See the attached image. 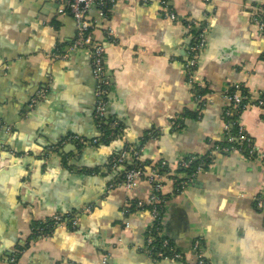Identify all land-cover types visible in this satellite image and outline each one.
Wrapping results in <instances>:
<instances>
[{"label":"crops","instance_id":"crops-1","mask_svg":"<svg viewBox=\"0 0 264 264\" xmlns=\"http://www.w3.org/2000/svg\"><path fill=\"white\" fill-rule=\"evenodd\" d=\"M168 5L180 20L164 18L158 1H119L106 18L89 11L93 40L105 48L106 113L122 124L124 139L113 135L108 143L80 146L68 137L102 135L93 113L90 58L71 48L73 18L58 14L57 0H0V264H195L196 238L208 264H264V120L258 107L246 106L239 115L254 141V159L217 153L182 192L175 194L171 181L163 184L161 230L183 261L147 257L149 211L122 212L126 199L150 194L144 179L130 189L120 183L122 165L109 169L125 144L138 146L147 132L159 130L141 145L140 159L174 169L185 156L204 154L208 141H221L227 107L221 94L230 85L241 84L251 96L264 92V32L248 9L254 5L264 16V0ZM181 18L207 26L196 75L212 101L200 117L187 116L180 128L169 129L173 116L197 110L183 73L196 27ZM40 90L45 96L31 106ZM53 213L75 215L76 226L32 236L33 225Z\"/></svg>","mask_w":264,"mask_h":264},{"label":"built area","instance_id":"built-area-1","mask_svg":"<svg viewBox=\"0 0 264 264\" xmlns=\"http://www.w3.org/2000/svg\"><path fill=\"white\" fill-rule=\"evenodd\" d=\"M119 1L128 0H57L58 8L57 12L59 15H70L77 27L75 38L72 41L71 48H81L84 49L90 58L91 71L93 79L95 80L96 87L94 90V108L93 113L96 119L97 125L100 129L101 135L104 127L107 125L111 130L119 129L117 133L111 132L116 137L124 139L121 133V128H119V121L116 119H108L106 113V100L109 89V81L106 77L105 65H104V45L101 42L94 41L92 36V31L95 27V20L91 19L89 16V11L94 8L98 15L102 18H106L111 8ZM142 3H151L153 1H158L160 3L161 14L164 18L169 20H180L176 14L171 10L168 5V0H137ZM208 1V0H206ZM252 22L257 26L260 31L264 32V16H260V9L254 5L248 7ZM181 22H186L188 26L196 27L193 35V39L185 52V59L183 62V73L185 80L189 86V90L192 94L194 102L196 104L198 113H201L207 104L212 101L210 93L203 95L197 94L196 89L205 88L206 85L203 81H199L196 75L197 59L200 53L203 51L207 44V26L206 24H199L193 19L181 18ZM109 33V31H108ZM60 59H65V55H58ZM234 89L232 93L224 92L221 97L227 102V107L222 112V131L220 134L221 141L227 140L229 142H234L235 146L220 145L221 141H208V149L201 156L206 158H213L217 153H232L235 151L239 152V147L243 144L247 147L248 159H252L250 156L256 154V147L254 141L248 136L243 126L240 124L239 119L236 121L231 120L230 116L233 115L231 108L236 109L241 103L243 96L241 94V84H232ZM45 96V90H40L36 95L31 98L30 105H34ZM255 101L251 103H246V106L258 107L262 112H264V100L260 98L259 95L253 96ZM178 117L173 116L169 123V129L180 128V123L178 122ZM236 123V132L230 134V128ZM70 141L75 144L83 146L87 144H96L100 139L92 138L86 139L79 135H70L68 137ZM220 142V143H219ZM126 143V142H125ZM140 151L133 150L128 144L123 146L120 153L114 157H111L108 161V167L110 170H116L121 166L122 163L126 161L129 157L131 159H137L140 161ZM193 155H187L182 158L174 169H168L166 171H159L158 167L152 166H138L127 170L120 183L127 189L132 188L135 183L144 179L150 185V194L147 199H136L134 204L131 200L126 199L123 204L122 212L125 216L131 213L143 209L145 205L149 206L150 222L145 229L144 238L145 244L143 246V253L149 257L151 260L157 261L160 259H172L177 261H183L185 258L184 253L177 249L168 238H166L160 228L161 225V215H160V203H163L162 198V188L165 181H171L174 185V192H182L189 184H191L194 178L201 172L204 171L202 161L198 164L196 169L187 174L185 171H178V168L187 169L190 165V161ZM161 165H167L165 161L160 162ZM257 207H262V202L260 199L255 198ZM131 207H133L131 209ZM77 224V218L73 214H62L53 213L51 214L39 227H37V236L47 235L52 228L56 227H72L74 228ZM126 226L128 222L124 223ZM156 232L155 234L153 232ZM156 237L159 239V246L155 244ZM191 251L194 255L195 264H208L205 256V246L201 238H196L191 244Z\"/></svg>","mask_w":264,"mask_h":264},{"label":"trees","instance_id":"trees-1","mask_svg":"<svg viewBox=\"0 0 264 264\" xmlns=\"http://www.w3.org/2000/svg\"><path fill=\"white\" fill-rule=\"evenodd\" d=\"M170 7V6H169ZM109 15V13H108ZM234 89V86L230 85L228 90L226 91L227 93H232ZM196 92L197 94H200V95H203V94H206L208 93V89L205 87V88H199V89H196ZM241 94L243 96V99L241 100V103L238 105V107L236 109L234 108H231V111H233V115L230 116V119L231 120H237L239 119V115H240V112L245 108V104L248 102V103H251L253 101H255L253 99V96H251L246 89H244L242 86H241ZM260 98H262L264 100V92H260L259 94ZM227 107H229L227 105ZM226 107V108H227ZM225 108V109H226ZM201 113H198V110H195L194 112H185L183 115H179L178 116V122L180 123V125L182 124L183 122V119L186 118L187 116H195V117H200ZM262 118L264 120V112H262ZM109 119V118H108ZM119 128H121V131H122V124L119 123ZM236 129H237V126H236V123L230 128V131L229 133L230 134H233L236 132ZM119 131L118 128H116L115 130H111L107 125L104 127V130L102 132V136L100 138V141L99 142H103V143H108L109 140L112 138V136L114 134H111V132H114V133H117ZM159 131V130H158ZM158 131H149L146 133L145 137L142 138V143H140V145L136 146V145H132L131 147H133V150H139L141 148V145L143 144L144 141H146L148 138L150 137H154L156 136L157 134H159ZM114 137V136H113ZM220 143V142H219ZM220 145H226V146H235V143L234 142H229L227 140H222ZM239 152L242 153L245 157L248 156V153H247V147L243 144L242 146L239 147ZM220 154H229V153H220ZM193 155V158L191 159L190 161V165L187 169H183V168H178V171H185L187 174L193 172L196 167L198 166V164L202 161V164H203V167H204V170L207 168V165L213 160V158H206L205 156H201V155H198V154H192ZM256 154H253L252 156H250L252 159H254ZM162 161V160H161ZM161 161L157 162L155 164L156 167H158L159 171H166L168 169V165H161ZM123 166V169L121 170L120 172V177L119 179H122L124 173L127 171V170H130L132 168H136L138 166H150L148 162H145L143 159H140L137 160V159H132L131 157V161H126L124 163L121 164ZM178 191H175L174 193L175 194H178L176 193ZM162 198H163V203H160L159 205L160 208V215H161V218H162V208H163V204L165 202V200L167 199V196L165 194L162 195ZM134 199L131 200V203L134 204ZM133 207H131L132 209ZM143 209H146L148 210L149 209V206L145 205L143 207ZM41 224L40 223H35L33 225V234L32 236H37V232H36V229L37 227H39ZM160 228H161V225H160ZM162 231V230H161ZM50 233V232H48ZM154 234L156 233L155 231L153 232ZM166 237V236H165ZM168 238V237H166ZM169 239V238H168ZM170 240V239H169ZM171 242V240H170ZM172 243V242H171ZM155 244L157 245V247L159 246V239L156 237V240H155ZM174 245V244H173Z\"/></svg>","mask_w":264,"mask_h":264},{"label":"water","instance_id":"water-1","mask_svg":"<svg viewBox=\"0 0 264 264\" xmlns=\"http://www.w3.org/2000/svg\"><path fill=\"white\" fill-rule=\"evenodd\" d=\"M73 149L76 150V147L74 146ZM65 151H66V150H63L62 152H61V151H58L57 153H58L59 155H63V153H65ZM76 153H77V152H76ZM44 236H46V235H44ZM39 238H40V237H39Z\"/></svg>","mask_w":264,"mask_h":264}]
</instances>
